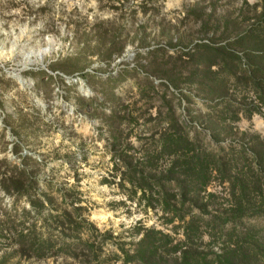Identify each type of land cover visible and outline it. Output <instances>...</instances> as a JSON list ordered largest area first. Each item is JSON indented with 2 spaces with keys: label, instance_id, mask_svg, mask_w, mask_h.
Segmentation results:
<instances>
[{
  "label": "rangeland",
  "instance_id": "obj_1",
  "mask_svg": "<svg viewBox=\"0 0 264 264\" xmlns=\"http://www.w3.org/2000/svg\"><path fill=\"white\" fill-rule=\"evenodd\" d=\"M262 10L264 0H0V264H121L118 245L134 247L138 226L175 244L193 221L198 248L217 253L264 233V212L248 214L264 199ZM126 162L152 177L171 170L165 190L176 208L185 193L183 222L118 186ZM241 202L252 203L245 216L214 228Z\"/></svg>",
  "mask_w": 264,
  "mask_h": 264
},
{
  "label": "trees",
  "instance_id": "obj_2",
  "mask_svg": "<svg viewBox=\"0 0 264 264\" xmlns=\"http://www.w3.org/2000/svg\"><path fill=\"white\" fill-rule=\"evenodd\" d=\"M253 7H256L254 5ZM257 24L262 26L264 24V10L259 13L256 17ZM240 40H237L238 43ZM256 155V162L258 163V169L260 171L261 178L264 179V158H261L258 153ZM191 163L187 162L183 165L189 166ZM146 167L145 164H143ZM176 163H173L172 169ZM126 171L120 173V179L118 186L124 188V182H128L133 187V192L136 189L140 192V198L146 200V205L152 208L155 203L162 205L164 211H174V214L178 216L179 220L183 222L184 213L188 210L184 207L186 202V195L184 192L179 194L180 207L184 212L176 213L177 209L172 205L171 198H175L174 195L168 193L165 190L164 181L168 178L170 169L165 176L152 177L144 173L141 168L132 167L129 162L125 163ZM188 171L193 174V170L184 169L182 174L187 176ZM138 176V178L136 177ZM196 183L193 184L191 190L198 193L200 188H204L207 182V174L205 168L202 164L197 165L195 172ZM242 191L244 187L242 186ZM64 202L66 196L63 197ZM247 199V196L246 198ZM192 204H195L194 202ZM251 202H244L245 207H250ZM202 213H206V208L204 205H197ZM245 207H243L242 202L237 205L231 211V216L228 215H215L214 216V228L219 224V226L224 225L228 221H238L243 216H245ZM251 211V212H250ZM248 211V214H258L264 212V199L261 201V207L258 209H252ZM193 221L185 227L184 234L186 240L182 243H173V239L170 236L161 233L160 231H154L153 229H141V227H136L137 233L143 232L140 240L132 247L130 250L124 249L121 245H118V255H115L116 259H119L121 264H264V233L261 229H249L233 241H228L224 243L221 253L214 252L212 248L208 247L206 250L204 248L200 250L199 240L194 238L193 233ZM190 231V233H189ZM140 233V232H139ZM103 237L108 236L106 233L102 234ZM197 236V235H196ZM194 238V240H191ZM183 244H185L183 246ZM91 248V245L88 246ZM170 257V258H168Z\"/></svg>",
  "mask_w": 264,
  "mask_h": 264
}]
</instances>
